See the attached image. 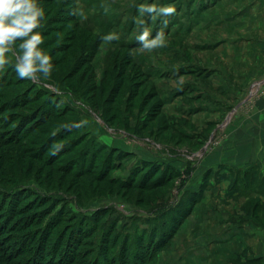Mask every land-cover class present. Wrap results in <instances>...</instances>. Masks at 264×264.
Returning a JSON list of instances; mask_svg holds the SVG:
<instances>
[{"label": "rangeland", "instance_id": "obj_1", "mask_svg": "<svg viewBox=\"0 0 264 264\" xmlns=\"http://www.w3.org/2000/svg\"><path fill=\"white\" fill-rule=\"evenodd\" d=\"M213 1L40 0L46 9L45 26L40 29L45 43L41 47L53 58L51 78L35 82L21 80L15 73L14 64L0 71V189L6 190L4 194L0 192V222L3 221L0 226V264H22L30 260L37 243H32L30 252L24 250L18 254L23 243L20 237L16 238L17 234L24 232L26 236L30 234L29 238L34 236L44 225L47 215L50 216L61 203L62 208L66 204L70 209L86 214L96 211L100 214L98 225H104L107 208L112 207L126 216L168 198L173 205L179 200L184 201L180 209L184 211L195 198L186 192L200 189L201 198L192 203L156 259L145 264H168L170 256L177 264L231 263L227 254L218 258V250L210 241L211 226L217 224L212 214L221 210L240 215L243 222L251 221L264 233V190L251 187L245 189V193H239L233 190L232 178H217L223 170L220 168L224 167L210 168L208 165L211 156L223 158L229 152L241 154L243 151L236 147V140L243 135L252 138L253 128L264 129V123L259 120L260 114H264V18L235 14L253 0ZM141 3L174 4L177 8V15L168 18L170 23L164 29L168 46L152 53H140L136 40L140 26L134 23L133 17L138 16L137 6ZM101 4L110 7L107 14L100 8ZM77 7L83 8L88 17L86 20L68 15ZM233 14V24L220 21L221 17ZM143 19L154 37L162 27L160 19L153 21L147 15ZM110 31L118 32L121 38L105 44L102 36ZM230 40H234L232 44ZM120 44H128L131 48L115 47ZM11 60L15 62V57ZM140 61L169 68L187 65V69L208 73L203 77L186 74L160 83L158 78L145 74ZM183 81L193 83L195 89L180 94L174 104L164 105L157 87H170ZM38 84L42 86L39 93L32 95ZM20 93L22 99L26 98L22 106H11L14 96L16 98ZM28 95H31L30 99ZM42 104L47 107V115L40 113ZM179 104L187 107L207 104L221 109H196L185 113L178 109ZM81 118L85 130L99 141L131 153L112 171L114 176L125 177L134 167V147L147 150L150 157L155 156L151 159H157L156 164L160 167H164L161 162H169L163 157L169 155L181 173L155 187L159 182L158 170L146 177L143 185L134 180L128 186L109 181L110 172L104 165L107 161L105 151L93 152L92 148L96 146L86 143V137L82 135L86 134L84 128L73 127ZM66 128L69 134L65 133L62 139L55 138ZM9 129H13L12 137ZM184 130L189 134L184 135ZM218 182L222 187L217 193L207 188ZM17 187L21 189L13 195L10 204L14 208L4 221L9 191ZM41 193L48 197L54 195L56 200L43 212L41 210L49 205V201H39L41 197L37 194ZM16 205H23V208L20 215L14 216ZM60 213L63 219H57L50 236L39 246L44 252H47L46 247L53 245L57 232L68 230L74 220L64 215L68 212ZM164 213L162 219L168 218L169 211ZM27 216L34 218V222L27 224ZM175 218H179L178 213ZM13 221L14 226L7 228ZM16 224H22L23 232L15 227ZM255 231L252 240L258 235ZM67 236L65 234V239L69 240ZM204 236L206 240L202 243L200 238ZM87 243L78 248L77 259L83 256L82 253H91V244ZM71 246L68 247L70 254ZM9 250L14 258L8 261L5 252ZM110 253L104 256L105 264H110ZM130 263L128 260L127 264Z\"/></svg>", "mask_w": 264, "mask_h": 264}, {"label": "trees", "instance_id": "obj_2", "mask_svg": "<svg viewBox=\"0 0 264 264\" xmlns=\"http://www.w3.org/2000/svg\"><path fill=\"white\" fill-rule=\"evenodd\" d=\"M76 19V17L74 16ZM85 30L91 31L89 28L85 27ZM115 47L130 49L131 46L128 44H120L115 45ZM14 62L12 61V63ZM143 71L142 74L145 75ZM32 81V80H31ZM35 82V81H32ZM41 85H37L36 91L32 94L35 95L38 92V89L41 88ZM44 87V86H43ZM44 91L47 93H52V90H49L48 88H43ZM157 94V92H156ZM31 97V95H28V98ZM26 99V98H23ZM21 93L16 96H14L13 100L11 101V106H22L23 100ZM30 99V98H29ZM22 100V101H21ZM162 101V99H161ZM40 113L43 115H47V107L42 104L40 106ZM46 120V119H44ZM12 122V121H11ZM108 125V123H106ZM109 126V125H108ZM73 127L77 128H84L85 130V124L82 120V118L73 124ZM69 134L68 128L64 129L63 131L57 133V136L55 138L62 139L63 136H66V134ZM83 137H86V143L92 144L96 146L95 148H92V151H98V150H104L107 156V161L104 163L106 166V169L109 174V181H113L116 184L122 185V186H128V184L131 183V181L134 180V183L136 182L143 185V180L146 179V177H150L149 175L154 171H159V175L157 177V182L155 186H161L165 184L166 181H169L170 179L174 178L175 176L179 175L181 173L180 170H177V168L173 165L172 157L169 155L163 156L166 157L169 162H161L164 167H160L157 165L156 161L157 159L153 158L150 160H143L139 164L134 165L133 168L129 169L128 173L125 175V177H117L114 176L113 172L118 165L121 163V159L127 156V154H131L128 151L123 150L119 147H108L106 143L99 141L97 137L93 134H90L89 131L85 130ZM22 133H19L18 136H21ZM184 135H188L184 133ZM9 136H13V129H9ZM84 139V138H83ZM155 157V156H154ZM157 157V156H156ZM160 157V156H158ZM210 170V169H209ZM211 171H209L210 173ZM228 172V173H227ZM208 175V173L206 174ZM230 177L232 178V187H234L233 190L237 192L245 193V189H250L252 187L253 190L262 191L264 190V169H261V167L255 165L252 166L250 169L242 170L238 168H231L228 169V171L221 173V175L217 176V178L220 180L223 177ZM207 180V176L203 177ZM150 182V180H149ZM148 182V183H149ZM203 185H205L203 183ZM21 187H17L15 189H12L9 191L10 201L8 205V209L5 211L4 215V221L6 220V217L9 215L10 212H12L13 204L12 198H14L13 195L18 194L17 190H20ZM1 194H4L6 192L5 189L1 190ZM193 194L195 198L192 199L190 205L188 207H185L186 209L184 211L180 210L183 206L184 201H178L175 205L171 204L168 201V198H164L162 202L157 203L153 207L150 208H141L136 209L134 211V214L126 215L122 213L121 211L112 208H107V214H106V223L104 225H98L100 220V214L95 212H90L89 214H86L84 212L75 211L73 209H70L69 206H66L65 209L62 208L61 205H56L54 212L49 216L47 215V220L45 221L44 225H41L37 232L34 233V236H28L24 235V232L22 231L23 226L15 225L17 228H19L20 232L18 233L17 237H20L22 240V245L20 248H22V251H18V254H22L23 251L28 250L30 252V248L32 246V243L36 242L35 248L32 249V252L30 254V260H25L22 264H29V262H35L36 264H73L74 262L80 263L79 261L81 258H83L81 264H105V257L109 252L111 255V260L109 261L110 264H127V261L130 260V264H145L147 262H153L156 257L157 253L163 248V246L166 244V242L169 240L173 232L176 230L178 224L182 221L183 217L186 216L187 212L189 211L192 203L201 198L202 192L200 189L186 192L187 194ZM7 196V197H8ZM38 197H41V199H38L39 201H49V205L45 207V209L41 210L47 211L48 206L50 204L55 203L56 200L54 199V195H49L41 193L37 194ZM53 196V197H52ZM38 201V202H39ZM65 202V200H63ZM23 208V205L15 207L17 209V212H15L14 216L16 214L20 215V210ZM105 209V208H104ZM103 209V210H104ZM61 211L68 212L64 214L67 218L74 219L71 221V224L68 227V230L59 231L57 232V237L52 242L53 245L50 247H46L47 252H44V249L41 246L43 243L42 241L50 236L51 227L53 228L56 223L57 219L60 217L59 221L63 219L61 217ZM164 211H169V216L166 219H162L165 215ZM103 212V211H102ZM178 213L179 218H175L176 214ZM180 213V214H179ZM123 216L127 217L124 218ZM44 217H42L43 219ZM175 220V221H174ZM25 221L27 224L33 223L34 218H30L29 216L25 217ZM174 221V225H172ZM3 222V221H2ZM2 222H0V226H2ZM14 222H9L8 227L14 226ZM152 223V225H151ZM93 227L94 230H91ZM98 227V228H97ZM103 227V228H102ZM111 227V230H109ZM55 228V227H54ZM53 228V229H54ZM69 231V233H67ZM90 231V234H89ZM115 231L114 235L112 233ZM45 232V234H44ZM65 234H68V239H65ZM112 235V237H110ZM44 236V237H43ZM88 237L90 239H88ZM15 238V239H16ZM79 238V239H78ZM25 240V241H24ZM50 240V238H49ZM67 240V241H66ZM66 242V243H65ZM90 242L89 248H92L91 253H82L83 256H79V260L75 257L77 256L78 248H81V246H85ZM69 244L72 246V253L70 254L68 247ZM20 245V244H19ZM18 245V246H19ZM128 247L129 250L126 252L125 249ZM65 248V249H64ZM19 247H16V250H18ZM64 250V251H63ZM80 252V250H79ZM87 254H89L88 257ZM6 260L14 258L13 253L9 251L5 252ZM113 256V257H112ZM55 258H57L55 260Z\"/></svg>", "mask_w": 264, "mask_h": 264}, {"label": "crops", "instance_id": "obj_3", "mask_svg": "<svg viewBox=\"0 0 264 264\" xmlns=\"http://www.w3.org/2000/svg\"><path fill=\"white\" fill-rule=\"evenodd\" d=\"M214 1H217L216 3H219L221 0ZM262 6H264V1L253 0L248 5L242 7L235 14L237 16L244 15L243 17H245L246 15H250L251 17H253L252 15H257V17H261L262 19L264 18V8H262ZM235 14H233L232 16H227L225 18L221 17L220 21H228L232 22L233 24ZM233 41L234 40H230L229 42L232 44ZM140 64L143 66L144 71L150 77L158 78V81L160 83H163L162 80L170 81L172 79H177L180 76H185L186 74H197L203 77L208 73V71H196V69L194 68L187 69V65L179 66L176 68H169L165 66L150 65L151 62L145 61H140ZM191 89H195V85L193 83L190 84L189 82L183 81L170 87L167 85L162 87L158 86L157 92L161 95L163 104L169 106L170 104H174L173 101L180 94ZM196 94L199 95L198 93ZM178 107L179 110H182L185 113L191 112L192 110L196 109H205L207 111L221 109L219 108V106L215 107V105H213V107H211V105L207 104H202L198 107H187L183 104H179ZM262 111H264V109H262ZM259 120H262V123H264V114H260ZM257 131L258 129L253 128L254 135H252V138L246 137L247 135H243L236 140V147L243 151L241 152V154L235 152L233 154L232 152H229V154H227L223 158L219 156H215L212 158L211 156V159L208 161L209 167L217 168L218 165H221L224 168H220L223 169L219 171L220 174L228 171V169L231 168L247 170L255 165L261 167V169H264V129L258 132ZM183 132L189 134L185 130ZM139 148L140 147H134V165L139 164L143 160H150L152 157H154L153 155L150 157V154H148L147 150L144 151ZM177 167L181 168L180 166ZM220 185L221 183L218 182L213 186L207 185V188L217 193L219 188L222 187ZM212 217L214 219V222H216L217 224L211 226L210 241L212 240V245L218 250V258H221L219 257V255H223L222 257H224L225 254H227V260H229V262L230 260H232L229 264H248L250 262H253L254 264H264V233H261L260 229H258L257 226L253 225L251 221L247 219L243 222L240 219V215L236 213L228 214V212L225 210H221L220 213H216L215 215L212 214ZM223 220L230 221V223H225ZM218 229H221L218 233L214 232ZM255 230H257L258 235L255 239L252 240V235L255 236L254 234H256ZM200 239L203 243V240H206V236ZM238 254H240V256H238ZM168 261H170V263L168 264H177L176 261L171 259V256L168 257Z\"/></svg>", "mask_w": 264, "mask_h": 264}, {"label": "clouds", "instance_id": "obj_4", "mask_svg": "<svg viewBox=\"0 0 264 264\" xmlns=\"http://www.w3.org/2000/svg\"><path fill=\"white\" fill-rule=\"evenodd\" d=\"M100 8L107 14L110 7L101 4ZM137 17H133L140 26L136 40L140 53H152L168 46V36L164 29L170 23L169 17L177 15L174 4L159 6L155 3H141L137 6ZM82 20L88 17L82 7H77L68 13ZM147 15L153 21L160 19L161 29L152 37L143 17ZM46 9L40 0H0V71L12 63L15 57L14 70L21 80H48L54 70L53 58L43 47L45 37L40 31L45 26ZM120 34L110 31L102 36L105 44L120 40Z\"/></svg>", "mask_w": 264, "mask_h": 264}]
</instances>
